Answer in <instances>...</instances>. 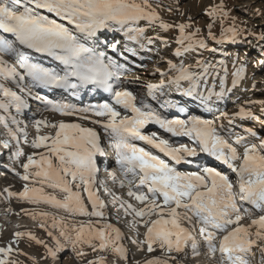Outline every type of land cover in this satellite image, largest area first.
<instances>
[{
	"label": "snow or ice",
	"instance_id": "1",
	"mask_svg": "<svg viewBox=\"0 0 264 264\" xmlns=\"http://www.w3.org/2000/svg\"><path fill=\"white\" fill-rule=\"evenodd\" d=\"M41 10L58 19L42 14ZM174 10L185 17L183 22L165 21L149 0H0V30L15 38L13 42L0 36V53L14 57L19 65L17 68L9 64L4 55H0V110L8 114L0 116V123L7 134V138L0 139V145L11 149L15 142L14 158L19 160L25 155L19 145L21 135L28 143L27 125L20 128L21 121L11 115L13 108L20 114L27 107L25 96L40 101L45 111L99 125L115 150L118 165V170L108 171V176L114 183L119 179L121 187H125L127 182L128 196L141 205L137 207L114 196L105 187V192L112 196L113 206L119 205L116 210H123L125 216L132 217L129 226L134 235L126 237L119 228L107 222L96 227L101 219L94 222L91 218L107 215V204L97 194L99 187H104V182L97 180L100 171L97 160L105 155L100 133L95 127L79 122L52 121L47 117L36 119L37 135L30 146L43 148L45 152L39 153V159L34 158L35 152L28 154L26 162L21 164L23 174L17 175L23 181L39 183L40 187H29L25 183L20 192L7 187L3 192L7 194L6 199L15 197L27 203H43L62 210L72 218V227L68 228L64 216L49 212L29 213L22 208L20 211L31 215L34 220L37 215L44 219L51 216V227L59 229V236L47 231L44 223L39 227L46 231L54 246H49L32 232L16 231L7 244L0 246V264H23L13 257V252L17 257L27 255L18 247L24 238L44 248L39 260L35 256L29 257L33 264H41V261L48 264L49 260L56 264L60 260L59 254L66 250L83 264H106L107 254L112 255V264H129L131 254L124 243L126 239L136 246L138 252L159 250L160 255L144 259L143 264H184L188 249L193 258L202 254L197 235L202 240L204 254L210 264H264V214L254 216L253 212L264 213V138H260L258 144L247 142L248 136H257L253 129L248 128L246 135H236L229 142L220 132L225 128L224 124L217 123L227 119L232 124L237 117L256 119L251 108L241 106L231 115L226 111L220 112L214 119L198 115H188L187 119H167L143 101L138 106L131 91L114 87L111 83L120 80L127 69L100 50L99 34L105 30L121 31L144 48V41L148 45L156 40L169 44L168 38L159 33L146 36L148 27L155 25L164 32L175 29L178 47L173 55L177 58L200 50L216 51L209 48V40L223 44L236 40L242 31L234 18L232 24L224 27V21L229 17L224 0L205 10L204 14L211 21L207 24L206 36L200 35L201 29L195 26L193 18L181 10L179 0L175 9L168 8L169 12ZM217 20L221 24L219 36L212 31ZM141 21L146 22V27L139 26ZM260 38L264 39V35ZM107 46L113 52L117 51V43ZM23 49L49 57L52 66L33 61ZM167 64L166 72L157 69L162 77L159 84L146 85L149 95L159 89L163 96L167 86L163 77H167V84L176 85L178 90H181V82H187L188 87L182 89V94L193 96L211 67L201 60L195 64L199 72L193 71V66L185 65L183 61L176 64L168 60ZM244 71L243 67L235 69L233 85L243 77ZM26 78L31 81V87L24 85ZM9 81L19 92L8 86ZM89 86L111 93L112 103L77 107L32 93V88H46L72 89L77 94L78 90ZM216 95H223V92ZM204 99L202 96V102ZM259 103L264 104V101ZM119 109L132 115H122ZM179 111L187 114L188 110L181 107ZM9 120L16 125L15 129L10 127ZM150 123L158 124L174 136H188L202 152L227 165L237 181L234 183L229 175L211 167H203L199 172L178 171L176 165L191 163L187 158L197 156L196 148L172 146L154 132L145 134L143 129ZM41 127L52 129L54 134L41 135ZM135 141H142L150 147H141ZM237 146H242L243 151H238ZM33 168L36 170L30 172ZM118 171L123 179L119 178ZM45 187L54 192L58 190L61 195L46 193ZM8 212L11 213V209ZM77 216L89 219L77 221ZM246 219L250 221L247 224L243 222ZM141 227L145 229L142 239ZM85 247L90 251H85ZM133 264H141V261Z\"/></svg>",
	"mask_w": 264,
	"mask_h": 264
},
{
	"label": "bare ground",
	"instance_id": "2",
	"mask_svg": "<svg viewBox=\"0 0 264 264\" xmlns=\"http://www.w3.org/2000/svg\"><path fill=\"white\" fill-rule=\"evenodd\" d=\"M42 14L45 15H49L50 18H56L53 14L47 13L43 10ZM58 19V18H56ZM140 27H146V22L145 21H141L140 22ZM157 26H152V27H148L147 31L145 33L146 36H154V30ZM120 35L123 36V39H125L126 41L123 42L124 40L120 39ZM1 36V35H0ZM114 37V38H113ZM116 37V39H115ZM99 38H100V43H101V51H105L107 53V55L115 60L117 63L123 65L127 71L124 72L123 75V81L122 82V86L123 88L131 91L135 96L136 93L138 91H140V94H138V96H136V102L138 103V105H141V101L144 98H147L149 96V99H151L152 103H154L155 105L157 104L159 107H166V108H174L175 110L179 111V109L181 107L186 108L188 111L187 112H192L194 114L200 115L202 118L204 119H214L216 116L219 115L220 112H225L224 108L222 109V104L225 102V100L221 97H226V95H231V93L234 92V90H239L238 88V84L236 87H238L237 89H235V86H230L228 87L225 91H223V95H216V93H220L222 91H218L216 92V84L213 85L212 84V88L208 90H203L202 91V84L201 82L199 83V88L197 90V94H194L193 96H186L182 94V89L188 87V83L187 82H181V86L180 89H177L176 85H168L167 84V77H163V79H165L166 82V87L164 88V95L161 96L160 95V91L159 89L154 90L153 95H149L148 94V89L147 87L140 83L143 82L145 84L148 83H152V84H159L160 80L162 79L160 72H164V70H160V72L157 71L158 68H154L153 66H149L148 64V69L146 68L147 65V61L151 60L149 59L151 54H154V44L148 45L146 43V41H144L145 43V47L141 48L140 44L137 43L136 41H131L129 40L123 32L121 31H107L105 30L103 33L99 34ZM119 39L121 41H119ZM121 42V44H120ZM123 42V43H122ZM112 43H117L118 44V48L117 51L113 52L112 49L110 47H108L107 45H111ZM127 44H133L136 48L138 49V54L133 55V53H129V51L131 50ZM126 49H125V48ZM153 47V48H152ZM128 52V54L125 53ZM137 51V50H136ZM131 55V57H130ZM132 56H134L136 58V60H134V58L132 59ZM147 70V71H145ZM130 81H134L131 82ZM240 84V83H239ZM211 85V84H210ZM236 85V84H235ZM9 86V85H8ZM10 87V86H9ZM211 87V86H210ZM13 88V87H12ZM240 88H245V84H240ZM15 91H19L18 88H13ZM103 90V89H101ZM211 93V95H209ZM235 94V93H234ZM204 97L206 99H204V101L202 102L201 97ZM215 99H219V104L217 105L215 102ZM246 104V103H244ZM224 105V104H223ZM35 112V111H34ZM180 112V111H179ZM0 113L7 116L8 114L3 112V110H0ZM124 114H128L129 112H124ZM15 109L13 108L11 110V115H15ZM54 113H48L45 111L40 112L29 124L27 127H29V129H27V133H28V143L24 142V139L20 140V145L21 147L23 145H25V148H23V151L25 153L24 156L20 157L19 160H16L13 156L12 151L13 150H9L8 151V155L10 156V160H12V162H14V166L13 165H9V169H5V173L3 171L0 170V198L2 199L0 201V212H2L0 214V246H3L5 244L2 243L3 240H7L10 241L13 238V232L11 233H7L4 231V228L2 227L1 221H7L9 222V226L12 227L13 229H17V231H25V232H32L34 235H36L37 237L43 238L42 236H44V238H46L48 240V244L49 246H54V242L51 240L50 237L47 236V233L45 230H41V228L39 227V225L41 224V222H37L36 220L41 219L44 221V223H46L47 225H49V227H51L52 224V219L51 216L48 217L47 219H44L42 217H40L39 215H37V218L34 220L31 218V215H25L24 213H22L20 210L23 209H27L29 211V213L35 212V213H40V212H49L52 215L55 216H64L65 217V222L68 224V228L71 229L72 227V218L68 217L67 213L63 212L62 210H58L54 207H52L51 205L48 204H39V205H35V204H31V203H27L25 201L19 200L15 197L10 198V199H6V193L3 192L4 188H9L11 191L13 192H20L23 190V186L25 183H28L29 187H40L39 183L33 184L31 181H23L20 179V177L17 175V173L23 174L24 170L21 167V164L26 162V157L28 154H32L33 152H35L37 155L34 157L35 159H39V153L41 152H45V149L41 148V149H33L30 146V142L31 140L37 135L36 129H34V121L36 119H42L47 117L49 120L52 121H58V120H65L66 122H79V123H83L85 126L88 127H95L96 130L100 133L101 135V140L106 136L102 130V128H100L99 125H92L90 124L88 121H79L77 120L75 117H61L59 114H56L57 116L52 115ZM164 116H170V115H164ZM175 116L174 114H171L169 119H174ZM27 121V120H26ZM1 125V123H0ZM44 127H41V130ZM30 129H32L33 131H31ZM40 130V131H41ZM50 133H53L52 129H49ZM159 133L161 135H163L164 139L168 140V137L170 134H167V132L161 128V127H157L155 125L150 126L147 132H144L145 134H150V133ZM41 135L43 134H48V133H44V132H40ZM223 136V135H222ZM188 137V136H187ZM223 137L227 138L226 135H224ZM161 138V137H160ZM230 139V138H229ZM172 140V139H171ZM21 142H24L21 144ZM169 143L172 146H180V145H188L189 142L186 139L181 140V142H176V141H169ZM144 144V143H143ZM15 146V143H14ZM147 146V145H146ZM16 147V146H15ZM150 147V146H147ZM238 147V151H243L242 146H237ZM157 151V150H155ZM110 156H111V152H109ZM159 155H161L162 158L164 159H168L167 157H164L162 153H158ZM109 156V155H107ZM208 157H210L208 160H217L216 158H214L213 156H211V154H208ZM104 158H106L104 156ZM189 161H191V163H181L179 165H176V168L178 171L181 172H199L203 167H199V164L192 159L187 158ZM111 161V168L110 170L113 169H117L118 170V165H115L116 163H114L116 161V158L113 160V158H109V162ZM218 161V160H217ZM220 162V161H218ZM222 163V162H220ZM4 165H7L5 160H1L0 162V167L2 168ZM225 165V164H223ZM207 167H211L217 170V168H215L213 166V163H211L209 166ZM36 169H30V172L35 171ZM4 174V175H2ZM6 174V176H5ZM118 176L120 179H123V176H120V173L118 171ZM131 179V177H129ZM111 181V180H110ZM116 186H118L117 190H119V192L117 193V196H119L120 194L123 195H128V186H127V182L125 183V187H121L119 184V179L116 181ZM113 181H111L108 186L109 188H113ZM96 186H94V190H95ZM100 188V187H99ZM47 187H45V192L49 193V194H55L58 197L61 195V193H59V191H53L52 189H49V192L46 191ZM146 191V189H144ZM99 195V192L97 193ZM113 194V193H112ZM86 198L87 194L84 193L83 194ZM115 195V194H113ZM112 198V196H111ZM134 201L135 199L132 198ZM136 206L140 207L141 205L138 204L137 201H135ZM12 206L11 208V213L8 214V207ZM89 210H91L90 204H89ZM254 212V216H259L262 213H260L257 210H253ZM15 213H20L19 215H16ZM122 218L127 219L128 225H129V221L132 219L131 216H121ZM121 217H119V219H117L116 221H119L117 223V228H119L123 233V229L124 227H126V225L121 221ZM75 219L77 221L80 220H88V217H80L77 216L75 217ZM94 222L97 219H101V223L97 224L96 227H101L103 223L107 222V223H111L113 220L108 221L105 217L104 218H96V217H92L91 218ZM48 221H50V223H48ZM244 223H249V220H245L243 221ZM28 225V226H26ZM21 227H26V228H21ZM47 227V226H46ZM55 228L51 227L49 228V230L53 233H55L56 231L54 230ZM143 231H145L144 228H140V233H141V239L143 238ZM57 233V232H56ZM130 233V235H129ZM74 235V233H72ZM124 235L126 237L129 236H133L134 233L131 232H127L124 233ZM2 240V241H1ZM197 241L200 243L199 240V236L197 235ZM21 242H26V243H31L30 241L27 240V238H24L21 240ZM62 242V241H61ZM63 243V242H62ZM124 243L128 246L129 250H130V260H129V264H133L134 261H142L146 258H150L152 256H157L160 255L159 250L157 249L156 252L153 253H147V252H138L136 249L135 245H132L131 247H129V243L128 240L126 239L124 241ZM202 245V244H201ZM191 250L188 249V252H190ZM205 249H202L201 247V255L199 257L193 258L192 255L191 257L189 256L188 258H186V260L184 261V264H210V261L207 262L208 257L204 254ZM67 254V255H66ZM64 255L63 257L60 258L59 261L56 262V264H62V261L64 258H66V260L64 261L63 264H73L75 261V257L74 254L71 253L70 251H65L63 253H60L59 256ZM111 256V254H108V259L107 261L109 263H111L113 261V257H109ZM13 257H16V253L13 252ZM28 257H30V255H28ZM37 260L40 259V256L36 257ZM92 258V257H89ZM62 260V261H61ZM209 260V259H208ZM257 260H259V255H257ZM83 263V262H82ZM41 264H43V262L41 261ZM48 264H53V262L51 260L48 261Z\"/></svg>",
	"mask_w": 264,
	"mask_h": 264
},
{
	"label": "rangeland",
	"instance_id": "3",
	"mask_svg": "<svg viewBox=\"0 0 264 264\" xmlns=\"http://www.w3.org/2000/svg\"><path fill=\"white\" fill-rule=\"evenodd\" d=\"M149 2L153 5V7L157 8L160 16L165 21L169 23H180L184 21L185 17L181 16L179 12L175 10L172 12L168 11L169 6L173 9L177 7V0H149ZM218 2L219 0H179V7L187 15H190L193 18L195 26L201 29L200 35L206 36L207 24L211 21L210 18L204 14V12L210 5ZM224 3L226 5V10L229 12L228 19L224 21V27L232 24L234 18L236 25L242 29L236 40L226 41L223 44H215L209 40V48H215L216 51L200 50L198 52L185 54L182 58H177L173 55L174 50L178 47L175 43V37L177 36L176 30L170 29L169 31L164 32L157 26L154 27V36L159 33L161 36L167 37L169 44L165 45L159 40L155 41L153 46L154 54H151L149 58L151 60L146 62V68L148 69L149 66H153L154 68H158L166 72L168 70V60H172L176 64L183 61L185 65H192L193 71L197 72L200 71L199 68L195 67L197 60L204 61L211 65L208 74L200 81L201 84L203 83L202 91H209V89L212 88V84H216V92L219 90L223 92L231 85L236 87L238 84L239 88L236 87L235 89L238 88L239 90H234L231 95L221 97L225 100L223 103L224 105L222 104V109L224 108V110L231 115L237 112L239 107L246 106L250 107L254 116L257 117L256 119H241L237 117L232 124H229L227 119H221L217 122L218 125L222 123L225 126L224 129L220 130L221 135H226V139L230 138L229 142H231L236 135H246L245 130L251 128L257 133V136H248L247 142L258 144L260 138H264V123H262L264 122V104L259 103L260 101H264V49L260 52L261 48H257L260 45V35L258 31L264 30V0H224ZM212 31L214 34L219 36L221 31V24L219 20L215 23ZM119 37L124 40L123 42L126 41L123 39L122 35ZM120 39L119 41H121ZM251 41L253 42L252 45L250 44L248 46ZM127 45L131 49L129 53L131 52L133 55H139L137 53V48L139 47L136 48L133 44ZM126 54H128V52ZM133 58L136 60L134 56H132V59ZM238 67L244 68V75L238 80L236 85H233V72ZM174 74L175 73H171V75ZM130 82L132 84L134 81ZM140 83L145 86L147 85L143 82ZM239 83H244L245 88H240ZM248 101H254L255 103L249 105L247 103ZM214 103L220 105L219 99H215ZM40 132L50 133V130L48 128H43ZM46 191L49 192V189ZM36 221L41 222V219ZM48 223H50V221H48ZM42 237V240H45L48 243V240H46L44 236ZM7 242V240L2 241L3 244H7ZM18 247L24 253H27V255L15 257L22 261L23 264H33V261L29 259L28 255L41 257L44 253V248L33 242H20ZM65 260L66 258H64L63 261L61 260L62 263H64ZM208 261L209 260L207 259V262ZM141 264H143V260L141 261Z\"/></svg>",
	"mask_w": 264,
	"mask_h": 264
},
{
	"label": "trees",
	"instance_id": "4",
	"mask_svg": "<svg viewBox=\"0 0 264 264\" xmlns=\"http://www.w3.org/2000/svg\"><path fill=\"white\" fill-rule=\"evenodd\" d=\"M258 32H259L260 37H261L262 35H264V30H263V31L260 30V31H258ZM260 37H259V39H260V45H259V46H260V47L258 46L257 48H258V49L261 48V50H260V52H261V51H263V49H264V39H261ZM252 43H253L252 41L249 42L248 46H249L250 44L252 45Z\"/></svg>",
	"mask_w": 264,
	"mask_h": 264
}]
</instances>
